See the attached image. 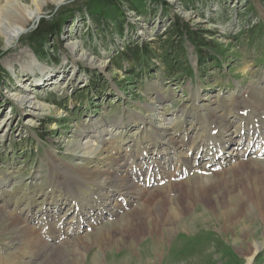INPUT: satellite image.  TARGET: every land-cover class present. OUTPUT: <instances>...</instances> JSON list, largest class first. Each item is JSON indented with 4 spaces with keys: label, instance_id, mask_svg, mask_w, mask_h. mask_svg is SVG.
Returning <instances> with one entry per match:
<instances>
[{
    "label": "rangeland",
    "instance_id": "1",
    "mask_svg": "<svg viewBox=\"0 0 264 264\" xmlns=\"http://www.w3.org/2000/svg\"><path fill=\"white\" fill-rule=\"evenodd\" d=\"M38 1L41 18L16 47L0 35V126L9 123L0 133V264H248L257 245L251 264H264V210L249 206L264 181L253 143L264 140V129L253 132L264 127V0H148L136 15L117 0L120 12L104 17L123 19V37L115 22L92 24L94 0ZM18 14L10 8L5 23H21ZM176 16L207 46L168 33ZM54 22L63 32L41 51L31 35ZM125 41L153 43V54L133 68L117 58ZM23 50L46 70H22ZM24 85L42 105L31 119L14 98ZM207 127L219 140L229 134L238 154L215 169ZM83 142L100 151L87 154ZM179 155L192 165L183 175ZM125 171L140 191L128 202L112 181ZM8 216L28 229L23 237Z\"/></svg>",
    "mask_w": 264,
    "mask_h": 264
},
{
    "label": "bare ground",
    "instance_id": "2",
    "mask_svg": "<svg viewBox=\"0 0 264 264\" xmlns=\"http://www.w3.org/2000/svg\"><path fill=\"white\" fill-rule=\"evenodd\" d=\"M62 1L63 0H58L57 2L60 3ZM3 2H4V5L5 6H3V7L0 8V17H1L0 18V35L3 36V40H4V43H5V49H10V48L16 47L17 44H18V41H19L20 37L23 34H25L26 32H28V30L31 29L32 25L36 24L38 22V20L41 18L40 13H39L40 12V7L43 6L45 2L44 1L39 2L38 0H31V2L35 6V9L34 10L33 9H29L28 7L24 6L20 2V0H4ZM37 7H39V8H37ZM10 8L17 9V11L19 12V14H18L19 15L18 20L21 23H19L18 25H11L9 22L5 23V20H6V17H7V16H5V13H8L9 10H10ZM4 10H6V12ZM22 52L23 53H21V54H23V55H20L19 57L25 56L27 58L26 61L28 60V62L26 64H25V61L23 62V64H22V70H27L29 72H32L31 70H33V69H36V70L39 69V71L46 70L41 64L38 63V60L36 59V57L33 54H31L27 50H23ZM8 67L10 69L12 68L10 62H8ZM49 82H50L49 79H44V80L42 79L38 83L39 84H43V83L46 84V83H49ZM14 98L16 99V101L19 102V105L20 106H26L27 107V110H26L27 111V116L29 115V118L30 119L31 118H34L36 116V114L38 113V110L40 111L42 109V105H39V104H37L35 102V97H33V95L30 93V91H28V89L26 88V85H24L22 87V94H16V95H14ZM258 105L260 106V104H258ZM248 117H250V116L248 115ZM150 119H153V118H150ZM259 120H261V119H259ZM28 121H30V120H28ZM163 122H165V120ZM165 128H167V127H163L161 125V126L157 127L156 130L157 131H162V129H165ZM207 128H208V131H209V135H205V137L208 136L205 139H206L207 142L210 141L211 143H208L210 145L205 144L203 146V148H205L206 150H208V153H207L208 154V163H209V165L213 169H215L216 167H218V166H220L222 164H226L228 161H231L232 160V158H233L232 155L234 153L232 154V151H230V149L233 148L231 146H233L234 141L230 137L229 134L226 135V139L225 140H222V139L219 140L216 137V135H215V131H214L215 128H213V127H207ZM260 128L264 129V127H254V131L253 132L254 133L260 132ZM8 129H9V123L8 122H5L2 126H0V133L3 134ZM218 129H219V127H218ZM240 129H242V128H240ZM243 129H244V127H243ZM227 132H229V131H227ZM237 137L239 138V140H242V138H245V131L238 132ZM167 139H165V140H167ZM202 139H204V138H202ZM87 142H85V143L83 142L84 143L83 145L82 144H79L81 147L84 148V150H86V153L87 154L95 155V154H97L100 151L98 148L94 147L93 145H90ZM253 143H257L259 145V148L261 149L259 152L264 153V140H263V138L259 139L258 141L253 140ZM199 148H200V146H199ZM199 148H198V150H195V153H194L195 156H198ZM181 156L182 155L177 156V162L176 163H177V165H179V170H180L181 174H183V173H186L188 171V169H190L192 167V165L189 164V162H188L189 160L188 161L186 159L184 160L183 156L182 157ZM233 156L234 157L235 156H238V154H235ZM165 160L166 159L163 158L162 161L164 162ZM180 172L178 173V175L180 174ZM92 177H95V178L99 179L98 172L93 173ZM127 179L128 178H127L126 171L119 178H115V177L112 178L114 188L118 189L117 187H119V188H123V190L126 191V194L124 195V196H126L124 198H127L126 199V202H128L129 200L131 201V199H135L134 197L140 194V191L138 192V190H135L134 189V185H133L134 181L131 180L129 182V181H127ZM79 182H80V180H78V183ZM258 184L259 185L256 186V188H255V193L253 192L254 194H256L255 197H254V200H251L249 202V206L252 209H255L257 211H261V210L263 211L264 210V181L261 180V182H259ZM251 189H252V187H251ZM124 198H123V200H124ZM247 198H249V197H247ZM245 203H247V202H245ZM4 216H5V214H4ZM6 217H7V215H6ZM8 218L11 219V221L13 222L10 225L11 228L17 229L18 230L17 233L20 232L21 233V237H23L24 236V233H26L28 231V229L27 230L24 229L25 226L22 227L20 225L19 220H17L16 218H13V217L11 218L10 216H8ZM3 219H0V222L1 223H2ZM7 222H9V221H7ZM6 225L8 226V224H6ZM29 237H31V235H29ZM15 238H17V237H15ZM253 248H254V252H256V251L258 252V250L261 248V246L260 245L259 246L257 245V246H253ZM254 252H253V254H251L247 258V263L248 264H251L252 263L253 258H254V254H255Z\"/></svg>",
    "mask_w": 264,
    "mask_h": 264
},
{
    "label": "trees",
    "instance_id": "3",
    "mask_svg": "<svg viewBox=\"0 0 264 264\" xmlns=\"http://www.w3.org/2000/svg\"><path fill=\"white\" fill-rule=\"evenodd\" d=\"M94 1L96 3L95 8L101 11L100 13H97V11H94L96 13L90 11V13L88 14V17L91 18L90 20L92 24H94L99 31V30H102L105 26H106L105 28H107L109 27L110 24L115 22L117 26L116 31L118 32L120 37H123L125 36V34L123 33L124 31L123 19L120 18L116 21L114 19H109V20L106 19V17H104V13H106V9H114V11H119L120 10V5L118 4V1H119V2L126 3L128 5V8L133 12V14L135 15L141 14L138 8L140 7V5H144L148 0H118V1L117 0H94ZM149 1H150V4H154V3L157 4V2H159L161 5H164L165 8H168V4L165 3L163 0H149ZM137 17H140V16L137 15ZM82 19L84 20L85 17L83 16ZM62 25L63 24L60 22H54L51 25L42 24L38 28V30H36L33 36L31 35L30 41L35 44L37 43L38 48L42 51L43 46L45 45L46 42H48L51 36L59 37L62 34L63 28H64ZM129 27L133 28L131 24H129ZM168 29H169L168 33L180 39L184 38L188 40L192 45L195 46V48H197V50H202L208 44V42L202 37L201 35L202 33L199 34V32L201 31H198V32L191 31L189 25L185 23L180 17L176 16L174 20L172 21V23H170V27ZM205 34H210V33L206 32ZM152 44L153 43H145L144 45L140 46L138 43H133L131 41H125L124 48L119 54L120 57H117V58L118 60L123 59L131 67L134 68V66L141 64V62L145 61L148 57L150 58V55L153 54V51H152L153 49L151 48ZM163 44L167 46L169 45V42L165 41ZM117 67L119 68V66ZM167 74H169L170 76H175V71L172 69V66L169 67V71Z\"/></svg>",
    "mask_w": 264,
    "mask_h": 264
}]
</instances>
